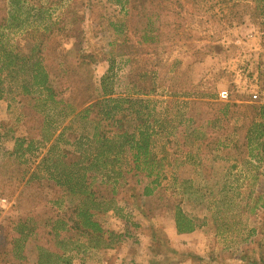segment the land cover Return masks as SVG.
Wrapping results in <instances>:
<instances>
[{"label": "rangeland", "instance_id": "obj_1", "mask_svg": "<svg viewBox=\"0 0 264 264\" xmlns=\"http://www.w3.org/2000/svg\"><path fill=\"white\" fill-rule=\"evenodd\" d=\"M28 1L38 7L49 0ZM52 1V17L34 24L39 31L48 24L49 33L31 39L28 24L6 30L11 45L19 41L26 53L41 45L56 99L80 104L77 112L84 103L109 98L101 84L106 75L111 97L150 100L151 117L167 119V130L155 138L165 167L155 186L154 178L118 163L89 174L92 198L73 194L41 161L68 126L71 140L60 146L77 151L71 134L92 135L91 120L98 117L62 115L63 106H45L38 94L5 92L0 187L15 206L0 225V264H38L44 251L65 253L71 264H264V152L247 136L251 121L259 120L249 94L264 83V2L123 0V9L118 0ZM7 4L0 0V20ZM126 20L118 28L124 33L116 32L113 23ZM147 24L154 42L140 46L138 62L117 56L121 46L138 47ZM139 67L156 70L157 90L150 97L128 84L131 69ZM223 90L228 102L218 100ZM125 105L119 117L132 130L135 116ZM19 138L35 140L37 150L17 156ZM114 168L121 169V178ZM148 185L154 189L149 196ZM78 209L93 214L108 248L88 247L75 228ZM178 210L198 225L195 231L178 233ZM57 222L66 225L59 229Z\"/></svg>", "mask_w": 264, "mask_h": 264}, {"label": "trees", "instance_id": "obj_2", "mask_svg": "<svg viewBox=\"0 0 264 264\" xmlns=\"http://www.w3.org/2000/svg\"><path fill=\"white\" fill-rule=\"evenodd\" d=\"M6 1L8 3L6 12L0 20V100L4 98L5 92H15L17 96L22 97H31L38 94L40 101L45 106L48 103L56 106V108L63 106V109L60 110L62 115L69 116L72 114L76 117L87 119L90 113H94V116L98 117V120H91V123L94 124L92 135L71 134V137L75 136L72 144L77 148V151L72 152L62 149L60 146L62 142L68 144L71 140L70 135H66V129L69 130L70 126L63 129L56 136L55 143H52L48 153L43 156L41 161V166L45 172H48L51 178L55 179L59 184L66 185L73 194L84 195L89 198L94 196V193L88 189L89 174H103L118 163L128 165L131 171L144 173L149 179L154 178L150 184L158 186L159 181L163 177L166 158L158 155L155 138L159 133L167 130V119L151 117V111H146L150 110L149 106H147L151 102L150 100L111 97L113 92L107 84L110 78L109 75L101 79L103 93L109 98H105L102 101L97 100L92 104L84 103L82 104L84 108L78 112L77 108L80 107V104L56 99V91L51 85L50 75L41 58L43 53L41 45L31 46L26 53L23 51L19 41L15 43V46H12L9 42L10 39L5 34L6 30H23L22 28L28 24L30 29L25 31L29 38L35 39L38 34L41 37L46 36L50 31L49 25L40 26L43 27V30L39 31L34 24L38 21L43 22L46 16L51 18L52 7L56 3L52 0H49L45 5L37 2V7L33 1L30 2L28 0ZM59 1L62 2L63 0ZM124 1L125 3L129 2V0ZM124 1L118 0L117 5L122 6L124 9ZM260 1L264 2V0ZM148 16L147 13L144 15L146 19ZM127 20L113 23L114 30L124 33L123 30L118 28L122 27L124 29V26L127 25ZM150 26V24H147L142 29L144 34L139 40L138 47H131L126 51L121 46L116 55L128 58L132 63L138 62L140 46L154 42V37L149 32ZM148 52L146 54H149ZM155 71L147 70L143 67L131 69L127 76L131 90L145 97H150L156 93L157 85L153 78ZM145 74L149 75L147 79L142 78L146 76ZM148 79L151 80L146 81ZM7 81L9 82V87H6ZM122 104H126L124 109L128 112L130 111L133 117L135 116L136 124L132 130L125 129L124 123L126 120L124 117H119ZM257 109L259 120L255 118L251 121L247 136L249 144L255 143L264 152V106H258ZM219 115L226 116L227 110L225 113L220 112ZM35 150H37L35 140L27 138L16 140L14 153L17 156L23 157L25 154H33ZM114 172L120 178L122 177L121 169L116 170L114 168ZM35 176L32 179L39 180ZM90 178L93 179V177ZM115 180L117 181V179ZM150 186L148 185L144 192L147 196L151 195L154 190ZM78 216L80 221L76 222L75 228L80 231L82 238L86 237L88 247L94 249L99 247L108 248L110 245L106 244L104 239L106 233L97 221L93 219V214L88 209H78ZM57 223H59V229H63L66 225L61 222ZM175 223L179 234L191 233L198 226L193 219L180 210L177 211ZM75 248L78 250L80 245ZM44 252V255L40 254L38 264H71V258L66 257L65 253L58 255L50 251Z\"/></svg>", "mask_w": 264, "mask_h": 264}, {"label": "built area", "instance_id": "obj_3", "mask_svg": "<svg viewBox=\"0 0 264 264\" xmlns=\"http://www.w3.org/2000/svg\"><path fill=\"white\" fill-rule=\"evenodd\" d=\"M250 102L258 105L264 106V83L259 84L255 90L250 92ZM230 95L228 91L223 90L218 93V100L222 102H228ZM15 201L11 199L5 191L0 187V225L3 222L5 216L10 213L14 208Z\"/></svg>", "mask_w": 264, "mask_h": 264}, {"label": "crops", "instance_id": "obj_4", "mask_svg": "<svg viewBox=\"0 0 264 264\" xmlns=\"http://www.w3.org/2000/svg\"><path fill=\"white\" fill-rule=\"evenodd\" d=\"M180 235H183V234H180Z\"/></svg>", "mask_w": 264, "mask_h": 264}]
</instances>
